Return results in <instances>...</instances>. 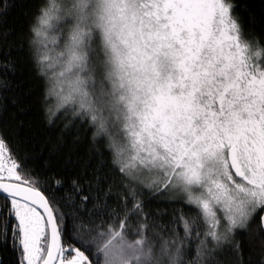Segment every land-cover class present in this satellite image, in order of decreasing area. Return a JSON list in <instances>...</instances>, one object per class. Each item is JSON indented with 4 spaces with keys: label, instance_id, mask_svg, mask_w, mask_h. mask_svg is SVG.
Instances as JSON below:
<instances>
[{
    "label": "snow or ice",
    "instance_id": "1",
    "mask_svg": "<svg viewBox=\"0 0 264 264\" xmlns=\"http://www.w3.org/2000/svg\"><path fill=\"white\" fill-rule=\"evenodd\" d=\"M14 7L0 0V25ZM238 7L38 0L29 47L48 80V123L70 113L89 124L120 179L105 189L96 176L87 195L73 181L75 195L58 198L62 181L36 175L0 130V248L15 264H245L237 232L264 249V41ZM14 71L0 61V88ZM163 193L193 210H174L178 227L145 209ZM247 264H264V252Z\"/></svg>",
    "mask_w": 264,
    "mask_h": 264
},
{
    "label": "trees",
    "instance_id": "2",
    "mask_svg": "<svg viewBox=\"0 0 264 264\" xmlns=\"http://www.w3.org/2000/svg\"><path fill=\"white\" fill-rule=\"evenodd\" d=\"M235 2L239 4L236 14L242 17L245 31L264 41V0ZM37 3L38 0H15V7L9 9L5 22L0 25V61L10 59L15 66L14 73L4 77L9 88H0V130L14 147L18 143L22 154L31 158L29 166L35 168L36 175L50 182L62 181V188L56 192L58 198L66 194L75 195L73 181L84 189L81 195L90 191L95 194L94 177H101V186L106 189L109 184H118L120 176L112 164L107 140L94 139V129L89 124L72 120L70 113L60 114L52 124L48 123L44 112L48 80L40 76L29 47V26ZM5 33L8 34L6 38ZM59 71L60 68L52 67L48 76L56 77ZM51 103L55 104V100L52 99ZM89 183L92 184L91 189L88 188ZM144 194L148 195L147 190ZM169 195L163 193L150 198L145 209L151 211L150 219L157 225L178 227L173 224V217L178 219L180 213L174 210L182 208L185 214H191L193 210L179 201H169ZM180 235L183 236L182 229ZM236 239L242 242L245 264L249 255L255 260L264 252L256 241L250 248L248 237L241 232H237ZM191 246L194 248L195 242ZM17 255L11 247L0 248V259L4 264H15Z\"/></svg>",
    "mask_w": 264,
    "mask_h": 264
},
{
    "label": "rangeland",
    "instance_id": "3",
    "mask_svg": "<svg viewBox=\"0 0 264 264\" xmlns=\"http://www.w3.org/2000/svg\"><path fill=\"white\" fill-rule=\"evenodd\" d=\"M55 64H56V62H55V61H53V67H56V66H55Z\"/></svg>",
    "mask_w": 264,
    "mask_h": 264
}]
</instances>
